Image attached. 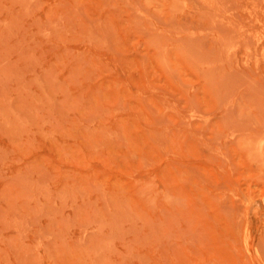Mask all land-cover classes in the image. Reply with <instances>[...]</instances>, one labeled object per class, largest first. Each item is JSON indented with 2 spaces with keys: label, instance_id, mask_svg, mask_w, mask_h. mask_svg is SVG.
<instances>
[{
  "label": "rangeland",
  "instance_id": "rangeland-1",
  "mask_svg": "<svg viewBox=\"0 0 264 264\" xmlns=\"http://www.w3.org/2000/svg\"><path fill=\"white\" fill-rule=\"evenodd\" d=\"M0 264H264V0H0Z\"/></svg>",
  "mask_w": 264,
  "mask_h": 264
}]
</instances>
